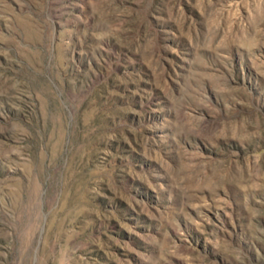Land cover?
<instances>
[{
  "label": "rangeland",
  "instance_id": "obj_1",
  "mask_svg": "<svg viewBox=\"0 0 264 264\" xmlns=\"http://www.w3.org/2000/svg\"><path fill=\"white\" fill-rule=\"evenodd\" d=\"M0 264H264V0H0Z\"/></svg>",
  "mask_w": 264,
  "mask_h": 264
}]
</instances>
